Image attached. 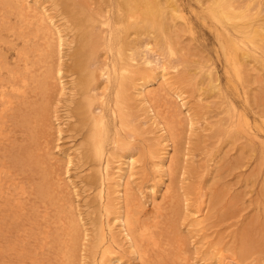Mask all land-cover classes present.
Returning <instances> with one entry per match:
<instances>
[{
	"label": "bare ground",
	"instance_id": "bare-ground-1",
	"mask_svg": "<svg viewBox=\"0 0 264 264\" xmlns=\"http://www.w3.org/2000/svg\"><path fill=\"white\" fill-rule=\"evenodd\" d=\"M86 1L0 0V264H124L125 253L138 264H251L207 233L203 177L213 153L176 170L191 158L189 146L179 150L185 125L190 145L240 140L264 184V0H196L225 84L209 56L187 53L194 25L181 0ZM2 45L15 51L11 61ZM180 72L203 90L190 103ZM236 94L246 103L260 96L261 113L249 116ZM72 125L80 142L54 145ZM74 157L92 162L89 228L69 198L79 190ZM143 177L144 187L135 183ZM173 183L189 243L174 228Z\"/></svg>",
	"mask_w": 264,
	"mask_h": 264
},
{
	"label": "rangeland",
	"instance_id": "rangeland-1",
	"mask_svg": "<svg viewBox=\"0 0 264 264\" xmlns=\"http://www.w3.org/2000/svg\"><path fill=\"white\" fill-rule=\"evenodd\" d=\"M87 1L88 5H90L89 3H91L93 0H91V2H89L90 0ZM181 4L184 7L185 15L188 17V19H190L191 24L194 25V37L192 39L193 42L192 40H190L192 43H189V48H191V50L187 51L185 49L179 51V58L182 57L180 53L183 55L186 51L187 53L196 52L195 56H198V58L202 57V55L204 57L209 56L211 58L209 59L211 60V62L209 61V63L213 62V65L215 63L216 74L222 81V83L225 84L226 77L221 67V62L218 60L216 61V54L214 52L213 46L214 38L210 30L208 29V25L202 23L199 14H197L198 12H201L198 6V2L196 0H181ZM60 7H63V4H61ZM61 11L64 12L65 10ZM62 14H58L60 21H63ZM187 35L188 33L186 34V36L184 35L185 38L182 37L180 39H176L178 40L176 46H179L177 49H180L181 45L185 44L186 41H189ZM2 47H4L3 50H6V53L9 56L11 54V57H8L11 61L13 52L15 51L13 49L7 50V46L2 45ZM186 55L190 56V54ZM183 71L185 72V70ZM180 73L183 79L180 86L182 90H184L188 94L187 99L190 103L191 101H193V97L191 95L198 96V94H200V92H202L203 90L199 89V87H193L188 82V80H186V76L183 77L184 73ZM180 73H177V77H180ZM153 86H156V84H154ZM195 91L198 93H196ZM257 91H260V89L258 88ZM202 96H204L205 100H208L209 102L211 101V105L214 104L213 102L217 100L216 96L213 98H208V94L206 95L205 93ZM242 97L243 96L240 94H236L232 97L237 106L245 107V112L248 113L251 117L254 116L256 112H260L262 108L260 105H263H258L260 103V96L257 97L255 94V98L257 100H255V98L253 97L254 101H249L250 104L243 101ZM63 102L66 103V101L64 100ZM256 107L258 109L255 112L254 109ZM216 110L218 111V108ZM209 111L210 112H208L207 114L214 118L215 116L213 115H215V111ZM66 113H68L67 110H60V117L62 118V115L65 117ZM72 126L73 128H71V132L65 130L62 131L60 139L55 140L57 138V134L53 136L54 145H61V149H64V147H68L74 142L76 144L80 142L84 134L80 133V128L79 130L76 129V125ZM262 130H264V128ZM178 135L179 141L181 143L179 150H182L184 149V147L189 146V149L191 150L189 155L191 156V158L188 162L179 159L177 163L178 169L176 170V173H179L182 167H186L184 169L187 171L193 170L196 166L201 167V165L206 161L205 158H208L212 153L213 157H215L214 161L217 162L216 165L209 171V175L203 177V184L205 186V202H207L208 204L207 214H209V218L205 222V227L208 229L207 233L209 235H212V237L216 236L215 242L219 243V245L223 247L224 254H227V252H229L240 256V253L243 252L245 255V259H240L244 260V262H251V264H260V261L264 260V184L260 186L262 180V169L254 167V165L252 164L253 157H249L246 148L243 147L240 140H235L234 138H222L220 139L222 140L220 142L215 138V136H203V144L190 145V141L187 142L189 135L185 125L182 126L181 134L178 133ZM51 140V144L53 145V138H51ZM138 143L137 146H140ZM136 155L137 157L140 156L138 152ZM76 160L77 159L74 157L72 164L69 166V171L70 177L76 182V184H78L79 190L76 193L70 192L69 198L72 201V205L75 207L74 213L76 214V212L79 211L84 217V221L87 223L89 222L88 224H86L89 228L92 227V219H97V215L95 213H91L92 210L96 207V203L94 202L96 185L94 184L92 186L90 182L91 179L89 178V175L92 173V162L89 161V164H84L83 166H81L82 163H77ZM199 170L197 172L198 174L200 173ZM144 179L145 178L143 177L142 180L136 181L135 183L144 187ZM175 180L177 181L178 178H176ZM173 189L174 195H177V198L179 200V205L177 204L174 209V213L176 215L173 216V219H175L174 228L176 230L180 229L181 234L188 239L187 242L189 243L195 240V236H193L194 234L192 235V233L185 230L184 224L186 223V219H184V211L180 207V200H182V195L180 194L181 189L174 183ZM197 195L198 194H191L190 196L192 197V200H194ZM156 198L157 200L160 199L159 193H157ZM147 199L149 198H143V202L146 204V208L148 209L149 202L147 201ZM210 214L213 215L212 218L210 217ZM190 254H192V256H194L195 254L193 247H191ZM123 261L124 264H138L137 260L135 261V259L131 258L127 253H125ZM89 262L90 260L88 261V264Z\"/></svg>",
	"mask_w": 264,
	"mask_h": 264
}]
</instances>
